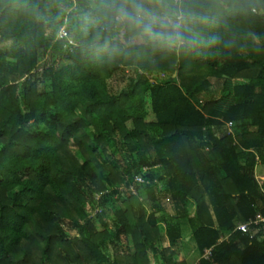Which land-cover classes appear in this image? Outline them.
Instances as JSON below:
<instances>
[{
  "label": "trees",
  "instance_id": "1",
  "mask_svg": "<svg viewBox=\"0 0 264 264\" xmlns=\"http://www.w3.org/2000/svg\"><path fill=\"white\" fill-rule=\"evenodd\" d=\"M119 3L0 0V264H189L185 226L196 264H264L234 232L264 216V0H173L179 45Z\"/></svg>",
  "mask_w": 264,
  "mask_h": 264
},
{
  "label": "clouds",
  "instance_id": "2",
  "mask_svg": "<svg viewBox=\"0 0 264 264\" xmlns=\"http://www.w3.org/2000/svg\"><path fill=\"white\" fill-rule=\"evenodd\" d=\"M172 4L173 0H120L114 8L115 19L150 39L168 45L183 44L182 14Z\"/></svg>",
  "mask_w": 264,
  "mask_h": 264
},
{
  "label": "rangeland",
  "instance_id": "3",
  "mask_svg": "<svg viewBox=\"0 0 264 264\" xmlns=\"http://www.w3.org/2000/svg\"><path fill=\"white\" fill-rule=\"evenodd\" d=\"M69 1V3L73 4V0H67ZM74 6V5H73ZM131 42L135 43V44H139L141 42H143V39L141 37H134L133 40H131ZM126 73H128V70L126 71ZM109 85L111 88L112 92H120L122 89H124L127 86L128 81L126 80V78L123 76V73H117L113 78H111L109 81ZM210 83H211V87L208 90V94L213 96L214 98L219 97L220 96V92H221V82L216 80L215 78L210 79ZM147 121H153L154 120V116L151 112H149V115L146 119ZM260 175V174H258ZM190 210H192V207H189ZM162 226V225H161ZM188 230H190L189 226H185L183 227V232L186 234H188V237L186 238L187 243L185 244L186 248L185 250H183V248H180L178 250H180V256H182V258H184L185 256L188 259V263L189 264H194L195 261L198 259V249L195 245V241L192 239H189L191 237V235L189 234L190 232H188ZM75 232H71V235H75ZM191 240V241H190ZM112 255V253H111ZM179 255H175V258H177Z\"/></svg>",
  "mask_w": 264,
  "mask_h": 264
},
{
  "label": "built area",
  "instance_id": "4",
  "mask_svg": "<svg viewBox=\"0 0 264 264\" xmlns=\"http://www.w3.org/2000/svg\"><path fill=\"white\" fill-rule=\"evenodd\" d=\"M66 23L67 22H65L64 25L60 26L59 31H58V34H57V40H61L62 41V40L67 39L68 43L65 44L66 45V48H68L69 50H72V48L74 46H76V42H75V40L73 38H71L69 36V32H68V30L66 28ZM145 75H147L148 78L151 79V81L153 83L155 82V80L153 79V77L150 74L145 73ZM227 126H228L229 130L231 131L232 124L229 123V124H227ZM144 170H145V172L148 171L147 168H145ZM257 178L261 182L264 181V176L257 175ZM143 183H145L144 178L142 176H140V175L137 176L135 178L134 185L130 186V188H129L130 192L132 194H134V195H138V190L136 189L135 184L137 185V184H143ZM97 198H100V196H98ZM97 212H100V209H98ZM263 225H264V216L259 213V214H257L255 216V218L250 219L248 222H244V223H241L240 222V223H237L234 232H242L244 234H250L253 231L254 228H256V227L262 228ZM227 238L228 237L222 238V239H227ZM211 254H212V250L211 249L205 250L204 257L207 259L208 257L211 256Z\"/></svg>",
  "mask_w": 264,
  "mask_h": 264
},
{
  "label": "crops",
  "instance_id": "5",
  "mask_svg": "<svg viewBox=\"0 0 264 264\" xmlns=\"http://www.w3.org/2000/svg\"><path fill=\"white\" fill-rule=\"evenodd\" d=\"M261 176H264V175H262V174H260ZM191 207V206H190ZM191 211V213L193 214L194 213V211H195V208H192V210H190ZM161 225L162 226H164V223L163 222H161ZM188 232H190L189 230H188ZM185 234V233H184ZM186 235H188V234H186ZM189 239H191V237L190 238H188V240ZM199 257V256H198ZM187 257L185 256V259H186ZM198 260H199V258L195 261V263L194 264H196L197 262H198ZM187 262H188V259H187Z\"/></svg>",
  "mask_w": 264,
  "mask_h": 264
}]
</instances>
